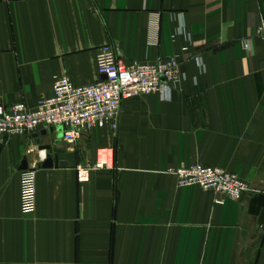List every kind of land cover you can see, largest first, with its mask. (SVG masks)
<instances>
[{"label":"crops","instance_id":"crops-1","mask_svg":"<svg viewBox=\"0 0 264 264\" xmlns=\"http://www.w3.org/2000/svg\"><path fill=\"white\" fill-rule=\"evenodd\" d=\"M262 13L264 0H0L2 104L35 109L57 78L96 84L106 45L127 64L181 62L170 96L125 100L116 129L94 127L74 145L0 138V264H264ZM45 146L65 166L41 168ZM104 149L112 166L96 168ZM196 164L257 193L216 205L169 174Z\"/></svg>","mask_w":264,"mask_h":264},{"label":"built area","instance_id":"built-area-1","mask_svg":"<svg viewBox=\"0 0 264 264\" xmlns=\"http://www.w3.org/2000/svg\"><path fill=\"white\" fill-rule=\"evenodd\" d=\"M255 38L263 42L264 13L260 15ZM250 48L251 40L245 42ZM98 71L101 80L88 87H77L69 78H57L53 95L42 100L35 109L25 103L5 105L0 103V138L24 136L47 132L69 145L77 144L94 127H118L122 104L125 100L150 94L161 98L170 96L173 86L180 81L181 62L178 57L166 58L156 63L127 64L112 45L98 51ZM45 152V156H41ZM47 159L46 151H40V163ZM112 152L98 153L96 168L112 166ZM88 169L79 168L80 180L88 178ZM178 179L179 187H199L212 192L215 204L223 205L227 200L240 201L247 195L257 193L238 175L228 171L196 164L170 170ZM28 187L25 191V209L34 208L33 173H25Z\"/></svg>","mask_w":264,"mask_h":264},{"label":"water","instance_id":"water-1","mask_svg":"<svg viewBox=\"0 0 264 264\" xmlns=\"http://www.w3.org/2000/svg\"><path fill=\"white\" fill-rule=\"evenodd\" d=\"M42 135L46 136V135H48V133L45 131V132H42ZM59 138L61 139L62 136H59ZM44 149L49 150L50 148H49V146H45V148L43 147L42 150H44ZM59 166H65V164L60 163L57 159H53L51 156H48L46 161L43 162L42 164H40V167L45 168V169H51L53 167H59ZM21 169L22 170H28L29 169L27 158H25V160L23 161Z\"/></svg>","mask_w":264,"mask_h":264}]
</instances>
